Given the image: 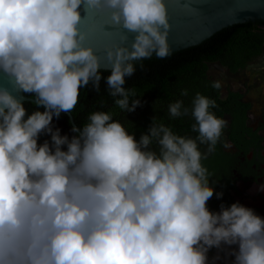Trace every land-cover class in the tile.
Masks as SVG:
<instances>
[{
    "label": "clouds",
    "instance_id": "obj_1",
    "mask_svg": "<svg viewBox=\"0 0 264 264\" xmlns=\"http://www.w3.org/2000/svg\"><path fill=\"white\" fill-rule=\"evenodd\" d=\"M105 10L126 30L104 50L107 77L80 27ZM169 30L165 0H0V74L12 89L0 86V264H209L212 248L233 245V264H264V217L239 202L207 207L214 188L203 161L228 124L214 99L196 93L191 108L168 106L172 119L191 115L195 138L153 117L137 140L104 111L71 139L53 130V117L72 113L81 89L98 93L102 79L121 111L141 106L126 78L134 61L172 55ZM13 90L44 111L28 115ZM41 134L51 144L38 145Z\"/></svg>",
    "mask_w": 264,
    "mask_h": 264
},
{
    "label": "trees",
    "instance_id": "obj_2",
    "mask_svg": "<svg viewBox=\"0 0 264 264\" xmlns=\"http://www.w3.org/2000/svg\"><path fill=\"white\" fill-rule=\"evenodd\" d=\"M253 25V22H247L227 27L203 43L174 52L166 59L152 56L151 59L136 62L135 74L126 78L124 85L126 89H135L134 99L141 101V106H138L134 112L126 113L115 105V98L109 95L103 79L98 93L91 85L81 89L75 110L72 113H61L59 118L53 117V130L59 128L61 135H67L71 139L78 133L71 131L74 126L69 114L75 126L82 128L91 113L104 111L112 112L114 120L122 123L129 133H134L137 140L142 133L147 132L153 117L156 118L157 123L162 122L171 127L174 133L195 138L198 133L192 131L194 120L191 115L172 119L168 114V106L177 100H183L184 105L191 108L196 93L214 99L218 105L212 109L215 115L225 119L228 114L232 118L223 130L215 151L203 161L204 166L212 174L209 183L214 188V195L208 201L207 207L213 212H218L221 204L229 207L232 203H236L231 193L235 186L229 178L230 172L236 166L240 152L247 153L253 144L260 143L262 138L248 125L247 114L250 105L239 100L242 95L229 92L227 97L221 98L220 89L211 86L212 81L207 79L206 72L208 63L217 60L236 72L259 55L264 43V34L255 32ZM101 74L107 77L110 75V70H101ZM184 89L188 90L187 96H181V91ZM24 94L35 99L33 94ZM23 104L28 115L37 110L44 111L43 107L38 108L34 102H23ZM46 140L51 144V136L41 134L38 145H42ZM229 143L234 144L238 151H228ZM257 148L261 149L260 146ZM62 150L66 151V146H62ZM200 150L205 152L207 145H201ZM220 192L223 196L217 199L215 193Z\"/></svg>",
    "mask_w": 264,
    "mask_h": 264
},
{
    "label": "water",
    "instance_id": "obj_3",
    "mask_svg": "<svg viewBox=\"0 0 264 264\" xmlns=\"http://www.w3.org/2000/svg\"><path fill=\"white\" fill-rule=\"evenodd\" d=\"M165 3L170 24L168 43L172 53L197 46L227 27L247 22H264V0H165ZM109 24L111 13L105 10L99 14L89 13L80 25L86 35L85 46L92 47L100 57L101 70L111 68L104 50L120 45L126 31ZM133 39L134 35L128 33L126 46L130 47ZM0 86L12 90L8 78L2 74ZM13 94L22 103H36L34 98L27 97L22 91L13 90ZM69 116L75 126L73 118Z\"/></svg>",
    "mask_w": 264,
    "mask_h": 264
},
{
    "label": "flooded vegetation",
    "instance_id": "obj_4",
    "mask_svg": "<svg viewBox=\"0 0 264 264\" xmlns=\"http://www.w3.org/2000/svg\"><path fill=\"white\" fill-rule=\"evenodd\" d=\"M253 29L258 32L264 33V22L257 23L253 22ZM213 68H218L220 71V77L223 78V80L227 78L231 79H238L241 80L243 76L245 75V81H241L240 86L241 88L236 90L233 89L231 85H227L226 88L223 90V88H220L221 91V98L227 97L229 92L233 93H239L242 95V98H239V100L242 103H247L250 105L249 112L247 114L248 120L252 121L253 118H255L258 114H255L252 110V108H255V106H259L260 100H263L264 95L262 92H264V89L260 91L256 87V96L255 98H251V100H246V92L249 94L251 92H254L253 86L250 84V80L255 81H262L264 80V43L262 45V51L259 55H257L255 58L247 62L245 67L241 70H238L236 72L231 71L228 67L223 65L220 61H214L208 63V68L206 72L207 79L214 82L208 72L211 66ZM246 71V72H245ZM250 71V73H249ZM245 72V73H244ZM249 80V82L247 81ZM248 94V96H249ZM228 118L229 122L231 120L230 115H226L225 119ZM248 121L249 127H251L254 131H257L258 136L262 138V141L260 143H254L251 149L247 152H240V155L238 157V161L236 163V166L231 170L230 172V179L232 180L233 186H235V189H232L231 187V193L234 196V199L236 202H239L242 204L237 198L243 196V192L241 191V186L245 184H249L250 186L256 185L258 187H261V185H264V119H260L259 127H252ZM230 148L228 151L237 152L238 149L234 144L229 145ZM260 146L261 149L259 150L257 147ZM259 200L262 201L261 206H249V208L253 209L255 213L261 217H264V190H261V194L258 196ZM238 246H224L222 249H216L212 248L208 252V258H209V264H233V261L235 257L231 255L232 251L234 249H237ZM217 257H219L217 259Z\"/></svg>",
    "mask_w": 264,
    "mask_h": 264
},
{
    "label": "rangeland",
    "instance_id": "obj_5",
    "mask_svg": "<svg viewBox=\"0 0 264 264\" xmlns=\"http://www.w3.org/2000/svg\"><path fill=\"white\" fill-rule=\"evenodd\" d=\"M255 32H258V31H255ZM261 33L264 34L263 32H261ZM218 71H220L218 68H213L211 66L208 74L213 80L220 81L223 90L226 88L227 85H231L233 87V89L238 90L241 88V86H240L241 81H245V75L239 81H238V79H234V78L233 79L227 78V79L223 80V78L220 77V74ZM249 73H250V71H249ZM252 80H250V84H251V86H253V89L255 91L251 92L250 94L248 92H246V100H248V101L251 100V98H253V99L255 98L256 87L260 91H262L264 89V80H262V81L261 80L260 81H258V80L252 81ZM247 81L249 82V80H247ZM262 93L264 95V92H262ZM248 94H249V96H248ZM252 109H253L252 111L258 115L255 118H253L252 121H249V123L252 127H259L258 126L260 124L259 120L264 119V98H263V100H260L259 106H255V108H252ZM225 120H227L228 124H229V119L226 118ZM230 144L231 143H229V145ZM229 148H230V146L228 147V150H229ZM240 186H241L240 187L241 191L243 192V196H241L237 199L242 203V205L249 207V206H261L263 204L262 201L259 200V198H258V196L261 194V187H258L256 185L250 186L249 184H245V185L240 184Z\"/></svg>",
    "mask_w": 264,
    "mask_h": 264
}]
</instances>
